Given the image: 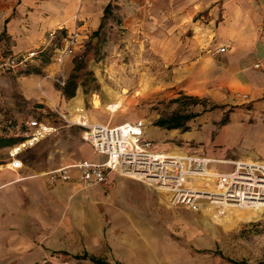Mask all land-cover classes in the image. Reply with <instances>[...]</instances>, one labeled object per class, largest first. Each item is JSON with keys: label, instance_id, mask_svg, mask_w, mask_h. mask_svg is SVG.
Masks as SVG:
<instances>
[{"label": "rangeland", "instance_id": "374dc122", "mask_svg": "<svg viewBox=\"0 0 264 264\" xmlns=\"http://www.w3.org/2000/svg\"><path fill=\"white\" fill-rule=\"evenodd\" d=\"M172 4L147 0L134 24L124 1L111 0L100 31L82 40V59L65 60L64 85L53 79L57 69L49 49L40 61L0 72V137L21 138L19 124L31 118L50 121L56 131L19 154L21 169L65 196L52 208L49 231L27 235L29 249L7 264H92L76 258L83 253L105 264H264V214L255 209L227 212L213 198L199 199L197 210L173 205L167 191L115 173L106 183L87 186L49 180L63 165L100 160L82 138V125L93 121L140 119L155 148L210 157L222 164L209 168L221 173L234 171L238 162L264 163V97L220 89L208 80L203 85L200 58L190 56V20L176 19ZM202 13L193 20L200 40L206 36ZM213 44H200V55ZM12 45L3 35L0 59L13 54ZM174 112L197 115L187 122L188 131L154 125ZM9 147L0 148V170L8 168ZM209 184L199 180L197 186L216 198L219 192Z\"/></svg>", "mask_w": 264, "mask_h": 264}, {"label": "crops", "instance_id": "0c3cea01", "mask_svg": "<svg viewBox=\"0 0 264 264\" xmlns=\"http://www.w3.org/2000/svg\"><path fill=\"white\" fill-rule=\"evenodd\" d=\"M109 1L0 0V35L4 33L13 43V53L21 52L38 45L48 30L71 29L78 19L83 40L87 32L99 27L103 8ZM123 1L133 11L132 23L141 21L147 0ZM171 9L176 19L190 20L187 23L193 28L190 56L200 58L197 66L202 67L198 73L203 76V85L209 81L220 89L249 93L254 99L264 97V0H173ZM200 11L203 12L200 18L206 22L203 28L206 36L202 40L195 39L200 31L193 21ZM211 40L213 49L200 55V44ZM221 45H226V52L216 51ZM8 168L0 170V264L17 259L29 249L27 235L49 231L52 208L57 203L60 207L65 198L52 193L45 180L36 174L22 167ZM66 183L82 186L76 180Z\"/></svg>", "mask_w": 264, "mask_h": 264}, {"label": "built area", "instance_id": "2783aa9c", "mask_svg": "<svg viewBox=\"0 0 264 264\" xmlns=\"http://www.w3.org/2000/svg\"><path fill=\"white\" fill-rule=\"evenodd\" d=\"M81 31L78 19H75L74 26L67 31L62 27L48 30L38 47L1 58L0 72L24 68L34 59H39L40 53L49 49L57 69L53 79L57 84L64 85L63 65L65 60L70 57L81 58ZM226 49L225 45H221L216 51L224 53ZM57 114L64 121H68L65 115L59 112ZM82 126H84L82 138L89 143L93 154L100 160L81 159L54 169L49 173L51 182L76 180L85 186L103 184L108 181L110 173H115L149 185H156L158 188H166L163 190L167 191L169 201L173 205L184 204L188 208L197 210V201L201 198L221 200L222 194L219 191V195L217 194L215 198L213 193L206 194L204 188L201 189L197 185L199 180H204L205 183L208 181L209 176L199 175L204 168L212 170L209 168V164L222 163H207L206 161L212 158L188 151L155 148L152 141L145 137V124L142 120L123 121L116 124L92 123ZM19 127L21 128L19 134L21 140L8 149L10 160L8 167L12 170L22 167L23 164L19 158L21 152L33 147L43 137L56 131V127L50 121L38 118L23 121ZM246 163H241L240 166L244 168L240 169L241 171L248 172V174L261 171L257 166H246ZM237 167L238 164L235 165V170L230 173L235 172ZM216 179L220 180V177H216ZM188 199L191 201L186 203ZM227 203H237V201H228Z\"/></svg>", "mask_w": 264, "mask_h": 264}, {"label": "bare ground", "instance_id": "6f19581e", "mask_svg": "<svg viewBox=\"0 0 264 264\" xmlns=\"http://www.w3.org/2000/svg\"><path fill=\"white\" fill-rule=\"evenodd\" d=\"M206 162L209 163L210 161L207 160ZM240 165L241 163H238L237 170L233 173L221 174L204 168L199 175L209 176L207 180L210 181L211 190H217L222 194L220 202L215 201L213 202L214 205H222L223 208L236 210L249 211L255 209L264 214V164L247 162L246 166L253 165L261 169L260 172L256 171L252 174L241 171L240 169L244 168ZM216 177H220V180H217ZM216 183L218 184L215 185ZM160 189L166 190L163 187ZM190 201L191 199H188L186 203ZM228 201H237L238 204L227 203Z\"/></svg>", "mask_w": 264, "mask_h": 264}, {"label": "trees", "instance_id": "16d2710c", "mask_svg": "<svg viewBox=\"0 0 264 264\" xmlns=\"http://www.w3.org/2000/svg\"><path fill=\"white\" fill-rule=\"evenodd\" d=\"M110 7H111V0L105 5V7L103 8V13H102V17H101V21L99 24V27L96 31H94L96 34L100 31V29L103 26V22L104 19L107 17L109 11H110ZM4 33H2V35H0V41L2 39ZM75 59H78L75 57ZM82 59V54H81V58ZM78 59V60H80ZM70 95L72 96L73 93L71 92ZM194 100V99H193ZM195 116H197L196 114L193 113H185V114H181L179 112H174L171 115H169L168 117H161L158 118L155 122L154 125L161 127V128H165L167 130L169 129H182L183 131H188L189 127L187 125V122L191 119H193ZM227 122V119H222L221 120V124L224 125ZM21 140L20 137H0V148L1 147H5V146H11L14 145L16 143H18ZM76 258L78 259H87L89 260L92 264H105L104 261L100 258H96L94 256L91 255H87L86 253L77 256ZM232 262V261H231ZM233 264H236L235 261L232 262Z\"/></svg>", "mask_w": 264, "mask_h": 264}]
</instances>
